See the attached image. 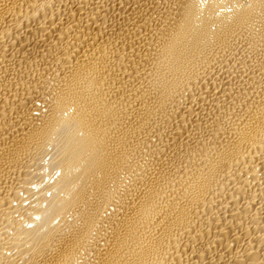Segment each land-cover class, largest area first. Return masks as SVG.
<instances>
[{
  "label": "bare ground",
  "instance_id": "bare-ground-1",
  "mask_svg": "<svg viewBox=\"0 0 264 264\" xmlns=\"http://www.w3.org/2000/svg\"><path fill=\"white\" fill-rule=\"evenodd\" d=\"M0 264H264V0H0Z\"/></svg>",
  "mask_w": 264,
  "mask_h": 264
}]
</instances>
